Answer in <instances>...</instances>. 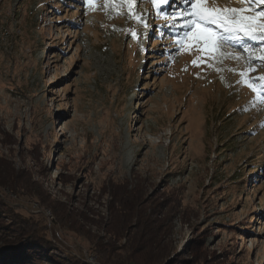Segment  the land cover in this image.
I'll use <instances>...</instances> for the list:
<instances>
[{"label":"rangeland","instance_id":"1","mask_svg":"<svg viewBox=\"0 0 264 264\" xmlns=\"http://www.w3.org/2000/svg\"><path fill=\"white\" fill-rule=\"evenodd\" d=\"M172 2L0 0V166L32 196L0 199L36 223L4 221L27 241L38 224L48 235L20 253L264 264V47L200 51L183 36L189 4Z\"/></svg>","mask_w":264,"mask_h":264},{"label":"snow or ice","instance_id":"2","mask_svg":"<svg viewBox=\"0 0 264 264\" xmlns=\"http://www.w3.org/2000/svg\"><path fill=\"white\" fill-rule=\"evenodd\" d=\"M131 8L134 0H128ZM156 6L167 5L169 0H151ZM247 5L243 8L208 6V0H181L189 4L182 18H186L181 25L186 31L183 36L193 41L200 51L213 52L218 45L229 44L235 41L245 52L255 51L245 41L259 42L264 47V0H240ZM182 43V41H180ZM264 62V54L259 58ZM196 64L194 60L192 62ZM243 75V74H241ZM259 95L264 98V77L257 78ZM250 88L251 84L248 85ZM253 91L257 89L253 88Z\"/></svg>","mask_w":264,"mask_h":264},{"label":"trees","instance_id":"3","mask_svg":"<svg viewBox=\"0 0 264 264\" xmlns=\"http://www.w3.org/2000/svg\"><path fill=\"white\" fill-rule=\"evenodd\" d=\"M45 11H46V9H45ZM6 168H7V170H6ZM0 169H3V171L5 173V175H3V176L0 175V190L7 189L10 193H12L13 195L20 197V198L26 197V196H31V195H28V190L20 187V185H18L17 181H15V178H13V175H15V174L12 173L13 169H12V165L10 163H7V165L4 166V168H2V166H0ZM8 174H10V175H8ZM121 200H123V199H121ZM121 200L118 204L124 206V202L123 201L121 202ZM41 205L44 206L43 203H41ZM5 216H7L9 218V220H11L10 222H13V220H15L16 222H20V225H23L22 228H26V226H27L26 232L28 231L29 225L31 223L33 225L36 223V221L33 220V218H31L28 215L27 216L21 215L15 211L9 210L6 206L5 201L0 199V241L5 245V248L9 249V251H6V252H5V250H7V249H5V250L0 249V264H41L39 261L36 260V258H33V255H35V254H32L30 256V255H27V253H20L19 250H21L23 248V245H26V247H37L40 249H44L45 247H43V246H46L45 244H47L46 242L48 241V238H47L48 235H47L46 230H44V227H41L40 224H38V227H37V229L39 231L38 235L40 234L38 240L31 239V240L27 241V237H28L27 233L24 230H22L21 228L15 229V227H12V225H10V223L9 224L5 223V221H4ZM11 228H13L15 230H12ZM25 237H26V239H25ZM79 238H82V239L88 241L89 244H88V249H87L88 251L87 252L89 254H93V253L95 255L97 253L99 254V252L92 247V244L90 243V241L85 236H79ZM6 239H10V240H6ZM22 242H26V243L24 244ZM15 246H17V248H15ZM100 254H101V252H100ZM66 255L68 256L70 261H73V259H75V255L73 253L68 252ZM37 256L38 255H36V257ZM96 257H97L96 259L98 260L99 264H104L103 260H101V258H99L97 255H96ZM109 258H110V256H109ZM50 260L53 261V258H51ZM4 261H6V263H4ZM57 264H61V262H58ZM76 264H81V263L76 262Z\"/></svg>","mask_w":264,"mask_h":264},{"label":"bare ground","instance_id":"4","mask_svg":"<svg viewBox=\"0 0 264 264\" xmlns=\"http://www.w3.org/2000/svg\"><path fill=\"white\" fill-rule=\"evenodd\" d=\"M253 60V58H251Z\"/></svg>","mask_w":264,"mask_h":264}]
</instances>
